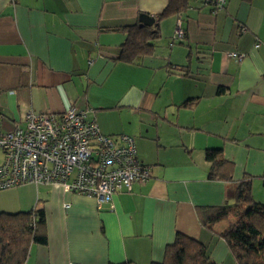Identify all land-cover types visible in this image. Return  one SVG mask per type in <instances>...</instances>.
<instances>
[{
    "label": "crops",
    "instance_id": "0c3cea01",
    "mask_svg": "<svg viewBox=\"0 0 264 264\" xmlns=\"http://www.w3.org/2000/svg\"><path fill=\"white\" fill-rule=\"evenodd\" d=\"M166 4L0 0V131L23 125L28 109L74 106L102 133L132 136L151 167L110 205L59 185L0 190V213H45L46 242L32 244L24 264L160 263L176 231L206 244L215 263L236 264L197 209L233 203L241 181L264 203V0H191L156 21ZM141 14L154 17L158 38L151 54L124 63L118 29ZM178 24L185 38L170 45ZM206 149L233 163L231 180L209 178Z\"/></svg>",
    "mask_w": 264,
    "mask_h": 264
},
{
    "label": "built area",
    "instance_id": "2783aa9c",
    "mask_svg": "<svg viewBox=\"0 0 264 264\" xmlns=\"http://www.w3.org/2000/svg\"><path fill=\"white\" fill-rule=\"evenodd\" d=\"M217 2L218 7L224 4ZM183 38L178 24L170 45ZM228 55L245 57L238 52ZM0 153V190L24 183L59 185L64 192L110 205L115 195L130 193L135 183L151 177V167L139 160L132 136L102 133L87 111L74 106L62 112L28 109L23 125L0 131Z\"/></svg>",
    "mask_w": 264,
    "mask_h": 264
},
{
    "label": "trees",
    "instance_id": "16d2710c",
    "mask_svg": "<svg viewBox=\"0 0 264 264\" xmlns=\"http://www.w3.org/2000/svg\"><path fill=\"white\" fill-rule=\"evenodd\" d=\"M190 3L191 0H167L165 8L156 15V21L184 13ZM215 4L218 6L217 0ZM118 30L125 33V39L120 45L117 59L130 64L151 54L154 41L159 35L154 25L132 24ZM205 159L210 164V179H232L233 163L224 158L220 149H206ZM197 213L201 224L212 229L225 241L236 264H264V203L254 200L248 181L235 185L233 203L200 207ZM218 224H222V227L216 230L214 227ZM44 226L45 213L42 208L15 213L1 212L0 264H24L30 246L46 242ZM153 264L217 263L211 259L206 244L184 232L176 231L173 242L165 247L162 262Z\"/></svg>",
    "mask_w": 264,
    "mask_h": 264
},
{
    "label": "water",
    "instance_id": "95a60500",
    "mask_svg": "<svg viewBox=\"0 0 264 264\" xmlns=\"http://www.w3.org/2000/svg\"><path fill=\"white\" fill-rule=\"evenodd\" d=\"M155 19L152 16L146 15V14H141L139 16V22L140 25H147L151 26L154 23Z\"/></svg>",
    "mask_w": 264,
    "mask_h": 264
}]
</instances>
